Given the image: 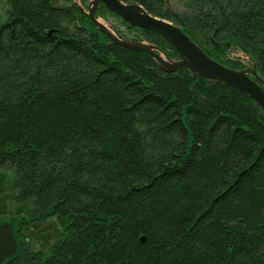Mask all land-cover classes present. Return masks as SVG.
<instances>
[{
    "label": "trees",
    "instance_id": "obj_1",
    "mask_svg": "<svg viewBox=\"0 0 264 264\" xmlns=\"http://www.w3.org/2000/svg\"><path fill=\"white\" fill-rule=\"evenodd\" d=\"M122 1L264 79V0ZM0 264H264L263 110L75 0H0Z\"/></svg>",
    "mask_w": 264,
    "mask_h": 264
},
{
    "label": "water",
    "instance_id": "obj_2",
    "mask_svg": "<svg viewBox=\"0 0 264 264\" xmlns=\"http://www.w3.org/2000/svg\"><path fill=\"white\" fill-rule=\"evenodd\" d=\"M100 5L120 17L128 25L148 32L156 33L165 38L179 55L180 62L169 64L152 48L135 45L117 39L100 23L95 13ZM89 17L93 23L106 34L115 44L134 51L148 53L154 56L159 63L170 71L188 68L201 77L211 81L224 83L249 95L264 112V82L259 79L255 70L251 74L244 70L230 69L209 57L179 26L174 23L152 16L142 5L128 4L122 0H94ZM262 84V85H261Z\"/></svg>",
    "mask_w": 264,
    "mask_h": 264
},
{
    "label": "rangeland",
    "instance_id": "obj_3",
    "mask_svg": "<svg viewBox=\"0 0 264 264\" xmlns=\"http://www.w3.org/2000/svg\"><path fill=\"white\" fill-rule=\"evenodd\" d=\"M80 6H82V8L87 12V15L89 16L90 10L92 8V3L94 0H75ZM100 6L98 7L97 11L99 10ZM96 11V12H97ZM96 14V13H95ZM96 19L102 23L107 29L108 31L114 35L117 39L122 40V41H126L135 45H140V46H144V47H149L152 48L155 52H161V48L156 46L155 44H152L149 40H145L142 39L138 32L134 31V30H128L126 29L122 23L120 22L119 19H117L116 17L105 13V16L101 15L97 17V15L95 16ZM102 32V31H101ZM103 33V32H102ZM104 34V33H103ZM110 41H112L106 34H104ZM163 52V51H162ZM160 53V57L162 59H164L167 63L169 64H176L178 62H180V58H176V59H172L171 57H169L166 53ZM243 58V62L246 65V68L243 69L244 71H248L251 75L253 74V68L250 65L251 63L249 62V58L245 57V56H241ZM165 70L169 71V72H174V71H170L166 66L163 67ZM259 79H261V81L264 82V79L261 78L260 76H258Z\"/></svg>",
    "mask_w": 264,
    "mask_h": 264
}]
</instances>
